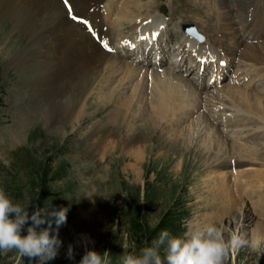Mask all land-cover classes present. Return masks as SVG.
<instances>
[{"label": "rangeland", "instance_id": "374dc122", "mask_svg": "<svg viewBox=\"0 0 264 264\" xmlns=\"http://www.w3.org/2000/svg\"><path fill=\"white\" fill-rule=\"evenodd\" d=\"M208 1L209 4L203 0H183L181 6L178 4L179 7L175 9L177 10L175 15L181 14L182 16H187V19H184L186 23H194L196 26L200 23L202 25H200L201 28H205V22H208L213 28L218 23L220 6L219 4L215 6L214 0ZM262 1L264 2V0ZM161 2L167 5L173 4L171 0H161ZM176 2L177 0H174V3ZM141 3L148 10L147 15L143 17L141 12L133 11L132 16H128L129 19H125L124 23L130 22L133 24L137 16L143 19H150V15H152L153 21L155 19V22L159 21L160 15L154 16L155 11L152 10L156 2L154 0H141ZM193 11L195 17L192 18L195 21L189 19V15H192ZM207 13L210 16H206ZM18 15L24 16L22 12ZM196 15L203 16V19ZM238 17L240 16L238 15ZM203 20L205 21L203 22ZM17 23L18 21L13 17L11 9L7 7L0 8V49L4 46L8 49V51L7 49L4 51L0 50V54L7 57L6 51L9 54L12 53L7 63H5L6 60L0 63V72L4 67L5 69L7 68L8 72L5 78L0 74V188L6 192L13 202L27 208L29 213L36 206L46 210H50L51 208L59 209L61 207L68 208L67 222L59 229L62 245L58 249L56 257L46 261V264H80L82 257L88 250H95L100 254L107 251L109 252L112 264H122V257L124 255L137 253L142 246L150 244L156 239L162 230L167 229L173 235L182 236L190 226H195L205 220H216L215 224L222 232L224 231L223 235L226 240H229L232 235L237 233H243L249 238L251 247L230 250L227 264H264V236L259 235V238L255 239L257 235H255V231L253 232L255 229L253 227L251 230L246 229L241 231L239 227L240 222L237 218L229 219V217L224 216L218 219L221 217V209H227V215H232L233 217L235 209L238 211L239 208L241 220L244 216L242 210L245 209L246 213L251 212L250 215L253 216V221L264 223V220H260L258 215L253 213L258 206L254 205V203L264 194V189H262L264 187L263 184L255 183L254 181L262 178L264 174L252 171L249 181L247 177L243 176L241 178V183H246L242 185L244 186L242 191H245L247 184L252 182H254V185L258 184L259 189L254 194L246 193V191L242 194L239 193L238 197L235 194L237 200L234 202L238 203V205H235L238 208L234 209L232 205L226 206L221 201V204H215V207L213 206L210 210L206 209V204L204 205L201 202L197 205H192L193 202L198 201L203 196L204 191L202 188L195 186L196 189L193 184L188 183L192 174H186L184 179H180L177 174L171 172L173 168L171 164V167L169 165L165 166L164 171L162 170L160 173L156 172V168H150L144 176L140 175L139 177L134 167H129L127 170L122 169L124 162H122V165L120 164L119 153L117 151L103 156L101 151L105 144L97 142L96 138H93L92 132H96V124H101L105 120H108L109 113H113V118L110 119L113 123L119 121L135 122L137 125L142 126L144 118L152 124L155 123L153 124L154 131H152L155 135L157 133L161 134V132L164 137L168 138L179 135V131L183 130L181 125H188L194 117L184 122L186 118L184 119L180 115L181 111H179L180 105L184 103L182 99L181 102L179 100L177 103L173 100L166 102L162 99L160 94L163 93L160 92H167L170 85H166L165 87L164 82L155 73L158 69L148 70L147 74L140 72L134 77L137 81H134L133 78L128 79L125 77L123 68L120 66L123 63H120L118 67H121V69H118L114 75L111 73L106 78L107 80L105 79V82L109 83L102 89L94 91L95 97L101 98L103 94H110L113 88L117 87L118 91L112 96V101L110 103L107 101L105 104L103 101L97 102L94 98L93 103L95 106L93 105V107L95 111H92V113L95 112V115L87 118L85 123L78 124L77 126L72 125L71 130L67 128L69 133L64 134L63 130L67 127L66 122L61 118L60 120H54L55 108L52 104L54 101L47 99V94L43 93L48 77L42 74L28 78L23 73L24 49L35 31H29L27 27L17 25ZM169 26L171 25L169 24ZM230 28L236 29L235 26H228L224 29V46H228L226 40H229L231 44L233 42L231 39L232 30ZM49 30L47 28V34ZM85 34L90 38L87 33ZM238 39L248 42L245 37L238 36ZM185 40L186 38L183 36L180 45ZM44 44L41 46L43 47ZM246 44L243 42L240 48L235 44L231 48H228L241 51L245 49ZM12 47L16 49L12 50ZM31 50L30 54L27 55L31 56L29 60L30 64L28 63L27 66L29 67L33 63L34 65L28 69L34 68L36 70V62L38 69L44 68L46 62H48L50 67V58L52 57L44 55L43 59H40L38 57L40 56V48L37 47ZM135 53L137 52H134V56ZM235 55L238 54L236 53ZM139 56L143 57L142 53ZM139 56L137 55V57ZM238 57H240L241 65H237L236 68L239 72L241 70V73L242 71L245 72L247 68L245 65L248 66V64H252L253 62L247 60V64L241 55H238L236 58ZM124 58L127 59L128 57ZM127 61L131 63V66L138 65L137 62ZM8 66H11L10 69H8ZM143 67L144 69L151 68L148 64ZM138 69L139 71L144 70L141 66H136V70ZM45 72L47 74V70ZM149 72L153 74V80L158 81V86L154 87L151 83L152 75ZM245 73H253L254 76H257L256 71ZM3 79L5 80L4 83H2ZM145 80L147 84L150 83V88L144 87L147 85L145 84ZM207 82L202 83V87H200L202 90L208 84L210 85L209 80ZM234 83H236V80ZM120 85L122 87L127 86V91L120 92V90H124L120 88ZM261 85L263 87L264 79L263 81H259L257 87H261ZM157 97H161V101H157ZM191 103L188 107L194 105ZM96 105L99 107L96 108ZM115 107L117 108L116 111H114ZM121 109L122 112L119 114L118 112ZM175 113L178 119L174 116L171 118L177 120L178 131L173 130L176 127L173 121L169 119L164 122L162 121L168 118V116L175 115ZM121 116L127 117L123 120L120 118ZM234 121V117H230V124H234ZM115 127L117 130L122 131L123 127L121 123L116 124ZM188 128L183 130L186 137H190V134H192L188 131ZM191 129L192 132L193 130L197 132L199 135L197 139L200 141L203 131L198 126L196 128H192L191 126ZM72 130L73 132H71ZM251 132H254V130ZM77 136H81L83 140L79 141ZM253 137L260 138L259 143H257L258 147L254 150H257V152L261 151L259 153L263 155L264 133L260 134V136L259 134L255 136L253 134L249 135L251 140H255ZM249 138L246 139L248 140ZM241 139L239 138L238 140ZM217 160L218 158L209 155L208 162L211 164V168L209 167L207 172L206 167L203 166L197 175V179H202L206 185H209L208 181L213 185L212 179L215 178V169L212 165H216L217 162L215 161ZM248 166L246 164L236 166L233 172H249L255 167H260L259 165ZM225 169L226 171H222H231V168ZM209 172L210 174H208ZM233 172V176L227 174L232 185L235 179L234 175H237ZM190 188H194V190L190 192ZM187 189L189 191H186ZM233 192L235 193L236 190ZM190 195L191 200L188 199ZM224 195L222 193L220 197L222 198ZM233 195L231 194V196ZM262 197L264 199V196ZM28 226L27 224L24 226L22 235L27 234ZM69 245L72 246L74 252L72 259L67 257ZM257 246H261V248L257 249ZM161 255H163V252H161ZM37 259L30 260L15 249L0 253V264H37Z\"/></svg>", "mask_w": 264, "mask_h": 264}, {"label": "bare ground", "instance_id": "6f19581e", "mask_svg": "<svg viewBox=\"0 0 264 264\" xmlns=\"http://www.w3.org/2000/svg\"><path fill=\"white\" fill-rule=\"evenodd\" d=\"M99 1L101 0H71L77 12L83 11V14L88 13L90 16L95 18V20H97L96 17H100L103 23L108 25L110 23V29L107 32V34L110 35L115 30H118L120 25L124 24L123 21L125 19H129L128 16H132L133 11L142 12L141 10H146V8H144L145 6L141 3V0H121V2L118 0L115 2L111 1L108 4L107 8H105L107 10V15H105V12L101 13L100 9H97ZM203 1L209 4L208 0ZM218 4L220 6L221 12L225 9L223 12L224 23L219 26L217 30V33H221V35L219 36L218 34H215L211 41L222 47L225 51V39L223 37V31L228 26H235V23L234 21H232L233 10L230 8L231 5L229 0H218ZM252 4H254V2ZM94 5L96 7L95 11L90 12L91 7ZM4 7H7L8 9L12 10L13 17L18 21L17 25L27 27L29 31H35L34 34L32 33L33 35L31 37L29 36L30 40H28L26 48L24 47V60L22 59L24 61V67H22L23 73L28 78L30 76L35 77L36 75L42 74H44L45 77H48L44 85L45 91H43V93L47 94V99L54 101V103H52L55 108L53 115L54 120H60L61 118L63 119V121L66 122L67 127H65L63 130L64 134L69 133V130L67 128L71 130L72 125L77 126L78 124L85 123L87 118L95 115V112L92 113V111H95L93 107L94 98L97 100V102L103 101L105 104L107 103V101H109V103L112 101V96L115 95V93H117L118 91L117 87H114L110 94H103L102 96L104 98H98L94 95L95 90L102 89L104 86L107 85V83H109H106L105 79L110 76L111 73L114 75L115 73H117L118 69H121L122 67L123 74L126 78H133L134 81H137L134 77H136V75H138L140 72H144L145 74H147L148 70L158 69L155 71V73L159 75V77L161 78L160 80L164 82L165 87L166 85H170L169 90H166L167 92H160L163 93L160 94V96L166 102H169V100H173L175 103H177L179 100L181 102L182 99L184 103L180 105L179 111H181L180 115L184 117V119L187 116L192 115L190 110L193 109L191 107H188L189 104L191 102L193 103V100L194 102L199 101L198 103H202L200 97H203L204 94L210 95L211 98L223 99V97H226L225 101H227L230 106L227 108L224 105V102H220V105L222 106V108H226L228 110L221 109L219 108L220 106L218 107V105L215 104H210L209 106H206V108H210L209 110L204 108L201 110L200 107L197 108V111L201 110V112L197 114L191 120V122L188 121L190 122L188 124L190 127L188 128V125L185 124L181 125V128H183V130L188 128V131L192 133L190 134V137H186L185 132L183 130H180L179 135H176V137L173 138L164 137L162 132L161 134L157 133L155 135L154 132H152L154 131L153 124L155 123L152 124L144 118L142 126L137 125L135 122L119 121L117 123H113L110 120L111 118H113V113H109L107 118L108 120H105L101 124L97 123V127L95 128L96 132L91 131L93 133V138H96L95 140L97 142L105 144V146L102 147L103 150L101 151L103 156H107L108 154H111V152L117 151L119 153L118 158L120 159V164L122 165V162H124L122 169L127 170L129 167H134L139 177L140 175L144 176L147 170L150 168H156V172L160 173L162 170L164 171L165 166H170L171 164L173 167L171 172L177 174L180 179H184V176L186 174H192L191 179L188 181V183L193 184L194 188H196L195 186H197L204 190L203 196L199 198L198 201L193 202L192 205H197L201 202L204 205L206 204V209H212L215 204H221V201L225 203L226 206L232 205L235 209L238 208L237 206H235L238 205V203L236 204V202H234L237 200L236 195L238 197L239 193L242 194L245 191L246 193L251 194L257 192V189L259 188L255 189L254 185L251 186L250 184H247V186L245 187L246 190L242 191V188L244 187L242 185L246 183H241V178L243 176L247 177L249 181L250 174L252 171L254 173L261 172V174H264V169L256 167L254 169H251V171L249 172L232 171L234 174H237L234 175L235 179L233 185L229 180V176L227 175L228 172H223L222 170L225 167L230 166L227 161V156L230 159L234 157L236 158L234 164L235 167L239 165L242 166V164H246L249 166H264V154L261 155V151L257 152V150H254L258 147L257 143H259L260 138L258 139V137H253L255 140H251L250 138L248 140H238L239 138H241L242 135H246L247 133L248 135L259 134V136L260 134L264 133V85L263 87L261 85V87H257L252 90H247L241 84H230L229 82L221 86V88L219 89L220 91H214V89H209L213 86L209 84L205 88L203 87L204 90H202V88H200L202 87V83L195 82L194 80H191L184 75V71H190L187 68L186 70L183 69L184 67H186V60L182 63L173 60L172 62H170V64L174 65L175 67L180 66L183 71L180 68L176 70L171 68L170 66H167L161 71L158 67L144 69L143 66H145L147 63L140 62V60L139 62H137L138 65H134L135 67L131 66V63L127 61L130 57V54L127 55L128 58L125 59L122 56L120 57V54L110 53L106 50H103L97 42L93 41L85 34L86 32L84 33L81 29L78 28L77 25L73 24L68 19V13L61 0H0V8ZM213 10H211V12H213ZM21 12L24 14V16L18 15ZM197 13H199V11ZM208 14L209 13H207L206 15ZM112 15H114V18H112ZM196 16L203 19V16ZM149 18H152V15H150ZM143 20L144 19L139 16L134 19L132 24L133 26L131 25L134 34L138 29V26L141 27V22L139 21ZM160 20H165L163 15H160L159 21ZM244 20L245 19H243V21ZM255 20L258 22L256 23V26L261 27L262 32L264 33V15H260L258 17L256 16ZM204 21L205 20H203V22ZM243 21V28L245 29L246 23H244ZM166 24L168 27V32H171L172 27L169 26L167 22ZM98 25L101 29V21H98ZM144 25L146 26V24ZM144 25L142 28L144 30L148 29L144 28ZM47 28L50 29L48 31L49 35L47 34ZM246 28L249 32L252 30L250 28V25ZM44 30H46V32H44ZM230 30H232L231 39L233 40V45L235 44L237 47L239 46L240 48L243 42L247 43L244 50L239 51L238 49H229L230 53L233 55L232 57L236 58L238 55H241L243 57V60L247 64V60L253 62L252 64H248V66L244 64L245 67H247L245 72L256 71L258 75L259 72H261V70H263L264 68V42H262L259 46L253 43L246 42V40L240 41L238 39V36L245 37V39H247L246 36L237 29L230 28ZM184 36L186 40L185 42L183 41L182 45H180L182 49H185L187 46V42L190 41L187 34H185ZM42 44H44L43 47L41 46ZM138 46L139 51L135 52L139 53V55L140 53H142V56L146 58L147 53L145 52L143 44L139 42ZM37 47L40 48V56H38L40 57V59H43L44 55L52 57L50 58V67L48 65V62H46L44 68L38 69L36 62V70H34V68L28 69L32 65H34V63L29 67L27 66L29 60L31 59V56L27 55L30 54L31 49H36ZM70 47L78 49L80 52V57H78L77 55L70 54L68 50ZM14 48L15 47H12V50H14ZM158 48H162L163 52L165 47H163L162 45ZM6 49L7 47L4 46L0 50L4 51ZM72 50L73 52H75V49ZM7 51L5 53L7 57L0 54V63H3L5 60V63H7V60L10 59L12 53L9 54L7 53ZM236 53L238 55H235ZM229 59L232 61L231 57H229ZM120 63L123 64L120 65L121 67H118ZM124 63L126 64L124 65ZM136 66H141L144 70L139 71V69H141L139 67V69L136 70ZM10 67L8 66V69H10ZM46 70L47 74L45 72ZM237 71L239 70L237 69ZM149 73L152 75L151 83L154 87H156L158 81L153 80V74L151 72ZM0 74L5 78L8 74L7 68L5 69L4 67ZM142 79L144 78L142 77ZM263 79L264 77H262L259 81H263ZM4 82L5 80L3 79L2 83ZM145 82V84H147L146 80ZM149 85L150 83H148L144 87L150 88ZM126 87H122V85H120V88L125 90H120V92H126ZM161 97H157V101H161ZM120 100H122V98H120ZM97 107L99 106L96 105V108ZM116 110L117 108L115 107L114 111ZM121 112L122 109L118 113L120 114ZM173 116L178 119L175 113V115L168 116V118L163 119L162 121L164 122L168 119L170 121H173L174 125L176 126L173 130L178 131V122L176 119L173 120L171 118ZM126 117L127 116H121L120 118L125 120ZM230 117H234V124H230ZM215 122L217 125H215ZM118 123H121L123 127L122 131L116 129L115 125ZM179 123L181 124L180 121ZM191 126L192 128H196L198 126V128L203 131V133L201 134L200 141L197 139L199 135L194 130L192 132ZM231 126L233 127L231 128ZM246 126L250 127L244 129ZM236 127L239 128L234 129ZM73 130L71 132H73ZM252 130H255V132H251ZM81 136H77L79 141L83 140L81 139ZM209 155H213L214 157L218 158V160L215 161L217 162L216 165H212V167L215 169V178H210L213 180V185L209 181V185H206V183H203L202 179H197V175L200 173V169L203 166L206 167L207 172L209 170V167L211 168V164H209L208 162ZM208 174H210V172ZM243 179L245 180V178ZM257 181L258 183H263L264 176L258 179ZM194 188H190V192H192ZM231 189L233 191L236 190V192L234 193ZM189 190L187 189L186 191ZM222 193H224L225 195L221 198L220 194ZM231 194L234 195L231 196ZM188 199L191 200V195ZM258 204L259 200L254 203V205ZM221 210V217L218 219H221L224 216L229 217V219L237 218L240 222L239 227L241 228V231L246 229L251 230L253 227V229L255 228L253 232L255 231V235H257L255 239L259 238V235L264 236V223L253 221V216L250 215L251 212L246 213L245 209H243L242 211L244 216L241 220L239 208L238 211L235 209L233 217L232 215H227V209L222 211ZM205 223L215 224L216 220H205L202 221L200 224ZM261 227H263V229H261ZM260 248L261 246H257V249Z\"/></svg>", "mask_w": 264, "mask_h": 264}, {"label": "clouds", "instance_id": "9594fccd", "mask_svg": "<svg viewBox=\"0 0 264 264\" xmlns=\"http://www.w3.org/2000/svg\"><path fill=\"white\" fill-rule=\"evenodd\" d=\"M67 207L29 210L13 200L0 188V253L15 249L37 264L54 259L62 245L59 229L67 222ZM27 234L22 235L25 225ZM46 225V226H45ZM251 247L249 238L237 233L226 240L222 230L213 223L190 226L182 236L162 230L150 244L135 254L122 257V264H227L230 250ZM163 252V255H161ZM67 257H74L69 245ZM80 264H112L109 252L88 250Z\"/></svg>", "mask_w": 264, "mask_h": 264}, {"label": "snow or ice", "instance_id": "6c2138e0", "mask_svg": "<svg viewBox=\"0 0 264 264\" xmlns=\"http://www.w3.org/2000/svg\"><path fill=\"white\" fill-rule=\"evenodd\" d=\"M64 3L68 6L69 15L71 16V18H72L73 20H77V19H79L78 17L72 15V9H71V6L68 4V0H64ZM82 22H83L84 24H86V25H87V23H88L86 20H84V21H82ZM105 47H107V45H105Z\"/></svg>", "mask_w": 264, "mask_h": 264}]
</instances>
